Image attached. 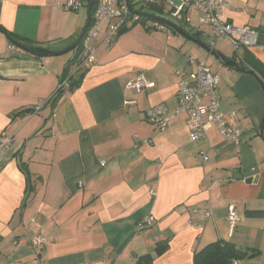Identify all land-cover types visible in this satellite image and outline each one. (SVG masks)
I'll list each match as a JSON object with an SVG mask.
<instances>
[{
	"label": "crops",
	"instance_id": "crops-1",
	"mask_svg": "<svg viewBox=\"0 0 264 264\" xmlns=\"http://www.w3.org/2000/svg\"><path fill=\"white\" fill-rule=\"evenodd\" d=\"M65 1L0 0V25L50 51H10L0 33V139L10 141L0 147V264H137L145 253L153 264H194L193 254L218 239L258 250L256 262L264 264V0H225L223 19L257 30L258 42L236 54L228 40L229 54L213 48L236 63L217 58L212 70L238 142L215 124L192 141L183 115L163 130L147 120L155 105L175 108L176 71H193L190 58H200L194 42L140 23L111 45L101 24L90 43L93 63L52 108L74 50L52 52L75 45L86 21V0L76 10ZM137 73L153 85L125 89ZM37 104V111L11 116ZM231 203L238 213L232 229ZM36 234L46 239L39 249L30 243ZM162 242L167 249L155 255Z\"/></svg>",
	"mask_w": 264,
	"mask_h": 264
},
{
	"label": "built area",
	"instance_id": "built-area-1",
	"mask_svg": "<svg viewBox=\"0 0 264 264\" xmlns=\"http://www.w3.org/2000/svg\"><path fill=\"white\" fill-rule=\"evenodd\" d=\"M65 7L76 10L82 3L80 0H66ZM227 6L225 0H95V7L87 27L82 42V53L77 69H84L90 66L94 61V49L91 40L97 36L98 26L104 21L107 22L105 28L104 43L111 45L124 28H129L134 23H139L141 18H148L147 26L171 32V27L161 23V21L151 18L154 14L157 18L166 19L181 29L199 30L203 37L208 36L206 45L213 49L218 39L228 40L233 49L237 51L240 48H247L258 42L259 32L248 26H235L231 22L223 19V11ZM149 10L145 12V10ZM195 10L198 13L199 24L208 27L205 32L200 27L191 23V13ZM184 30V29H183ZM10 51L15 50L13 44L8 45ZM190 62L195 65V69L188 73H179L180 78L177 83L176 105L172 111H169L165 105L158 104L146 111L147 120L157 129L163 130L177 116L183 115L186 118V126L189 138L197 141L205 138L207 128L215 124L221 134L231 142H238L239 131L228 123L230 114L220 110V96L218 93L219 77L211 69L205 59L190 58ZM65 82H63L64 84ZM153 85L142 73H137L130 79L126 85L127 90H142ZM135 101L128 100L132 104ZM40 108L39 104L33 106V111ZM9 138L2 136L0 147L9 145ZM201 157L206 161L208 158L206 152H200ZM103 163V161H101ZM205 217L211 214L210 209L202 210ZM227 220L230 229L238 220V213L234 204L227 206ZM153 218L150 216L147 223H151ZM146 222L140 225L145 226ZM46 239L42 234L34 235L30 243L32 247L39 249Z\"/></svg>",
	"mask_w": 264,
	"mask_h": 264
},
{
	"label": "trees",
	"instance_id": "trees-1",
	"mask_svg": "<svg viewBox=\"0 0 264 264\" xmlns=\"http://www.w3.org/2000/svg\"><path fill=\"white\" fill-rule=\"evenodd\" d=\"M85 2H86L85 6L87 8L89 0H86ZM94 7H95V0H93V6L90 11V17H92L93 15ZM147 15H150L151 18L152 16L157 17L154 14L151 15V13ZM150 20L148 18L142 17L139 23L141 25H145L146 27H148L147 21H150ZM135 24L136 23L132 25L135 26ZM126 29L128 28L123 27V29L119 32V34L126 31ZM183 29L187 32V34L192 35L194 38L200 37L199 30L188 28L190 31H187L185 28ZM171 32L176 33L173 29H171ZM0 33H2L6 37L9 44H13L16 47L20 46L24 49L32 50V53L34 55L40 56V55L50 54V51H47L41 46L35 45V43L33 44V43L26 42L24 40H21L18 36L6 30L1 25H0ZM82 42H83V36L81 39L77 38L75 45H74L75 47L73 49L74 53L63 67V72L59 78L60 80L58 82L57 89L52 95V97L50 98V105L52 108L56 106L57 102L60 100L65 90L72 91L80 84L82 80L81 78L83 77L86 69L80 68V69H77L74 73H70L71 66L77 67V65H79L80 58H81L80 56L83 50ZM234 53L236 54L235 50H234ZM219 56H220L219 58L220 61L226 66H231V65L236 64L234 62L233 57H225L221 54H219ZM63 82L65 83L63 84ZM30 112H34L33 107L28 108V109L24 108V110L17 111L13 113L11 116L14 117L17 115H22V114L30 113ZM19 167L21 171L25 174L27 182L28 181L30 182V175H29L28 170L26 169L25 164L20 163ZM24 201H26V198ZM23 206H24V202L22 203L20 207H23ZM165 249H167L166 242L158 243L155 246L154 254L160 255L163 253V251H165ZM258 254H259V251L254 248L242 249L236 246L235 243H233L230 240L218 239V240L209 242L205 244L203 247H201L200 249H198L195 252V254H193V263L194 264H235L238 262L239 264H259L258 262H256V257L258 256ZM153 261H154L153 255L150 253H145L137 257L136 263L137 264H153Z\"/></svg>",
	"mask_w": 264,
	"mask_h": 264
},
{
	"label": "rangeland",
	"instance_id": "rangeland-1",
	"mask_svg": "<svg viewBox=\"0 0 264 264\" xmlns=\"http://www.w3.org/2000/svg\"><path fill=\"white\" fill-rule=\"evenodd\" d=\"M149 10H145V12H148ZM80 12H82L84 15V19H86V7L85 6H82L81 9H80ZM197 16H198V13L193 10L192 13H191V23L193 25H196L198 27H200L202 30H204L205 32H208L209 29L206 27V26H203L201 24H199L198 22V19H197ZM103 23H107L106 21L102 22L101 24ZM100 24V25H101ZM99 27V26H98ZM185 29L187 31H190L188 29V27H185ZM99 30V28H98ZM207 36V35H206ZM208 37V36H207ZM207 37H204L202 39L203 42H206L208 40ZM216 45H215V50L223 53V54H229V52L231 51V47L229 46L230 44L227 42L226 39H218L217 42H215ZM197 49V51L199 53H196V56L198 58H200L201 60L202 59H205L207 62H209L211 64V69L215 67H217L218 64H220L219 60L217 58H215L214 56L210 55L208 52H206L204 49H202L201 47H198L197 45H195Z\"/></svg>",
	"mask_w": 264,
	"mask_h": 264
},
{
	"label": "water",
	"instance_id": "water-1",
	"mask_svg": "<svg viewBox=\"0 0 264 264\" xmlns=\"http://www.w3.org/2000/svg\"><path fill=\"white\" fill-rule=\"evenodd\" d=\"M92 6H93V0H89V2H88V6H87V11H86V21H85L84 27H83V29H82V32H81V34H80L79 37H78L79 39L82 38V36H83L85 30L87 29V27H88L89 24H90V19H91V17H90V11H91ZM152 18L157 19V20L161 21V23H163V24H165V25L171 27L176 33H178V34L181 35L182 37H184V38H186V39H188V40L194 42L195 44H197L199 47H201L202 49H204L206 52H208L210 55L214 56L215 58H220L219 54H217L213 49H210L205 43H203V42H201L200 40L194 38L192 35L187 34V32H186L185 30L181 29L180 27H178V26L175 25L174 23H172V22H170V21H168V20H166V19L157 18V17H155V16H152ZM17 47L20 48V49H23V50H25V51H28V52L32 53V50L24 49V48H22V47H20V46H17ZM74 47H75V46L73 45V46H71L69 49H67V50H65V51H62V52H60V53H54V52H52V55H55V54H61V53H64V52L70 51V50L74 49ZM236 69L241 70V69L238 68V67H237ZM238 177H239V175H238ZM247 181H248V182L251 181V178H249Z\"/></svg>",
	"mask_w": 264,
	"mask_h": 264
},
{
	"label": "bare ground",
	"instance_id": "bare-ground-1",
	"mask_svg": "<svg viewBox=\"0 0 264 264\" xmlns=\"http://www.w3.org/2000/svg\"><path fill=\"white\" fill-rule=\"evenodd\" d=\"M86 31V30H85ZM85 33V32H84ZM84 35V34H83Z\"/></svg>",
	"mask_w": 264,
	"mask_h": 264
}]
</instances>
